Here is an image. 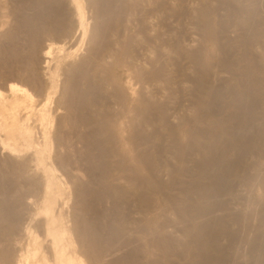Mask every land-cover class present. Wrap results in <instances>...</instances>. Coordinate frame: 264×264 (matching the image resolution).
<instances>
[{
  "label": "bare ground",
  "instance_id": "bare-ground-1",
  "mask_svg": "<svg viewBox=\"0 0 264 264\" xmlns=\"http://www.w3.org/2000/svg\"><path fill=\"white\" fill-rule=\"evenodd\" d=\"M169 1H2L5 2V6L2 7L7 8L4 18L10 17L13 23L12 27L6 28L7 30L3 32L6 38L10 39L9 45H6L9 53L7 56L9 59L6 58L8 60L5 65L7 71L2 73L4 69L0 66L2 69L0 76L7 83L4 88L0 86V184L2 185L3 182L5 185V182L8 185V187L2 186L0 191L2 195L0 199V264H88V260L95 264H149L144 260L152 252L155 253L153 250L159 252V255L156 257L154 254L151 255H154L153 261H150L151 264H225L227 259L223 244L226 242L222 244L219 238L222 234L226 235V238L233 235L228 226L232 228L234 223L227 226L226 222L232 221L230 222L227 216V218H221L227 214L219 209L220 205L218 209L224 214L221 217L216 214H214L216 218L211 217L207 220L201 217L205 214L213 215L214 209L210 214L212 208L223 201H219V195L224 193L227 195L230 190L231 196L232 190L236 187L239 191L238 186L242 184L237 185L235 182L236 187L230 186L233 185V181H236L233 178L239 175L241 169L243 170L248 164L247 162L245 166L242 165L247 153L254 152L264 157V115L257 119L259 100L264 97L261 93V83L264 81V52L261 55L257 54V58L252 57L256 49L252 50L251 54L250 49L255 47L248 46L249 42L262 41L264 50V30H261V18L259 19V16L262 17L264 13L262 16L259 15L260 12L257 15L247 7L249 4L237 7L235 5L237 0H220L237 7L232 10L234 13L231 11L234 21L238 26L247 28L245 35L248 37V41L243 42L246 48L244 58L247 62L244 67H241V63L237 66L232 62L233 59L230 61L223 54L222 56L228 61L219 62L221 66L225 65L234 73L229 83L225 80L228 84L225 90L231 92V99L227 101L222 98L225 95H223L224 87L222 90L214 85L217 76L213 78L214 80L211 78L215 70L209 63L204 62L206 59H202L208 57H202L203 44L199 45L202 48L185 51L182 47L184 44H180L184 41H181L178 46H172L177 58L174 56L168 60L164 58L166 51L161 39L163 31L160 29L169 14L168 11L172 15H180L186 9L184 3L193 0H172L171 5ZM255 1L257 0L253 2ZM198 3L197 5L194 3L196 7H193L190 12L191 20L197 23V28L203 41L207 42V46L208 42L218 45V31H222L223 26L220 24L219 27L214 26L212 19L214 7L209 4L211 1L199 5ZM87 8L92 11L90 16L87 15ZM234 27L235 25L232 28ZM223 30L225 32L228 29ZM3 34L2 37H5ZM44 36L56 38L58 43L55 41L42 46L41 40ZM176 39L178 40L177 37ZM165 40V43L168 42ZM85 41L88 44H86L88 54L84 55L85 52H83L82 56L80 48ZM136 42L140 45L135 44ZM135 45L146 48L144 50L146 60L139 56L143 50L140 54L137 52L143 62L135 60L136 52L134 51L137 50ZM223 49L220 50L223 52ZM2 50L5 51L6 48L3 47ZM216 50H218L217 47ZM182 53L193 65L191 81H189L191 82V89L189 88L191 104L189 113L182 112L178 116L177 114L180 113H177L178 109L175 110V107L181 106L178 102L185 96L180 95L183 99L178 101L180 98L178 99L177 94L183 91L176 87L178 90L175 96L178 102L175 103V96L172 93L174 80L177 78L173 80L167 68L168 64L171 65L170 63H173V66L179 64L178 57ZM1 56H4V53ZM141 56L144 57V55ZM6 59L4 57V60ZM238 60L240 62V58ZM36 63L39 66H36ZM116 68L131 70V74H127L128 79L124 80L122 76L115 74ZM217 72L219 73L218 70ZM217 72L214 74L219 75ZM153 83L159 91L158 94L161 95L154 94L150 90L149 85ZM28 86H31L35 93ZM36 88L44 94L41 104L36 103ZM172 98H174L176 104L174 110L179 119L177 124L170 121L171 115L168 111ZM211 98L220 102L217 108L211 105L209 101ZM129 101L131 105L129 110L125 111ZM111 104H115L116 107ZM260 106H263V103ZM183 107L185 108L181 106V109ZM186 107L189 108V104ZM63 110L65 113L61 114ZM128 111L133 112L132 116L127 114ZM224 112L227 113L224 115ZM221 113L223 114L220 115ZM127 115L130 116L129 119ZM172 116H175V113ZM124 117L127 120H124ZM255 121L260 122L257 129L254 128ZM201 123L204 124L203 127ZM181 128L183 130L186 128L189 135H187L189 138L187 143L179 141L178 134ZM127 130H130L128 135L125 133ZM74 131L78 135L77 142L84 145L87 169L90 174L94 172L97 175L100 186L95 189L94 187L78 189L83 206L79 204L81 207L78 206L77 209L74 207L75 211L73 210L71 214L68 206L71 184L68 185L69 182L67 183L63 174L60 176L57 173L56 163L71 165L70 161L66 160L67 157H64L65 154L63 156L60 153L64 152L63 149L65 151L73 149V143L76 141L74 142L71 136ZM122 132L127 135L122 137L123 142L120 139L123 136L120 135ZM164 140L167 141L168 147H165L168 149L165 148L164 151L163 148V153L168 152L169 155L171 152L175 159L173 164L165 161L163 165H166V168L160 166L161 162H164L162 159L164 157L160 156L162 152L160 148L164 145ZM53 144L56 151H61L60 153L55 151L54 154ZM191 151H196L198 155L195 159L192 158V163L190 157L186 155ZM259 159L260 157L257 160ZM257 164L255 181L258 180L257 183L263 188L259 184L258 186L264 190V167H262L264 161L261 163L257 161ZM59 169L62 171V168ZM142 169L146 172L143 173ZM165 174L167 179L163 177ZM240 175L239 177L242 176ZM121 179L126 182L122 183ZM230 180H233L232 185ZM252 186L249 187L253 188ZM177 187L180 191L175 192L180 194H172L174 193L172 189ZM256 191L259 189L256 188ZM87 195L91 196L92 200L85 199ZM260 196H263V192L258 197ZM204 198L208 200L211 198V202ZM109 200L110 203L111 200L113 202L115 214L113 213L114 217L111 220L105 221L107 215L109 216L106 214L109 209L106 210L104 206V208L96 209V203L98 201L100 205H104ZM235 200L238 199L234 198ZM228 201H223L224 206L230 203L231 199ZM124 202L135 206L133 210L136 211V215L135 212H129L133 215L132 219L129 218L131 215L127 217V213L125 214V210L121 208ZM231 203L237 206L233 201ZM221 205L224 207L223 204ZM232 206L231 209H233ZM227 207H224V211ZM170 210V213L175 215L174 218L166 215ZM91 214L94 219L90 218ZM100 219H104V222ZM151 219L154 225H151ZM238 222L240 225L241 221L238 220ZM177 225L181 227V237H176L175 233L170 232ZM105 227L106 232L108 231L107 236L102 233ZM221 237L222 240L223 235ZM240 240L242 243L243 237ZM226 241H228V244H225L227 247L232 239L229 237ZM116 245L130 248L119 258L106 259L105 253ZM236 246L233 247L234 251ZM235 261L237 259L233 262ZM255 264H264V257Z\"/></svg>",
  "mask_w": 264,
  "mask_h": 264
},
{
  "label": "rangeland",
  "instance_id": "rangeland-1",
  "mask_svg": "<svg viewBox=\"0 0 264 264\" xmlns=\"http://www.w3.org/2000/svg\"><path fill=\"white\" fill-rule=\"evenodd\" d=\"M2 1H5V0H2ZM1 0H0V9H1V11H0V32L3 34V32L4 31H6L7 29H8V27H12V20H10L11 18L9 17H7V18H4V17H6L5 16V11H7V8H5V7H2L3 5L5 6V2H2ZM167 2L169 1V0H166ZM170 1H172V0H170ZM169 1V4L171 3ZM193 1H195V0H193ZM191 2V1H189V2H186V3H184V6H185V8L186 9H184L183 10V12L180 14V15H172V14H170L171 12H169L168 11V15H167V17L165 18V20H164V24L162 25V27H161V31H163V33H162V36H161V39L163 40L162 42H163V48H164V50L166 51V53L164 54V58L166 59V60H168V59H172V57L174 56V58H177L176 56H177V54L175 55V53L173 52V48H172V46L174 45H176V46H178V44L182 41H184L183 43H180V44H184V46L182 45V47H183V49L186 51H192L193 49L195 50V48L197 49V48H199V47H201L202 48V46H199V45H202L203 44V48H202V53H203V55H202V57H206V56H208V57H206V58H202L203 60L204 59H208L207 61L206 60H204V62L205 63H209L210 64V66L211 67H213V69L215 70H213L214 72H217V70L219 71V73L217 72V74H219V75H215L214 74V72L211 74V78L213 79L215 76H217V79H216V81H214V85L216 86V87H218V88H221L222 90H223V87H224V93H223V95L224 96H222V98H224V100L226 99L227 101L228 100H230L231 99V92L229 91V90H225V87L228 85L227 83H229L230 82V80L232 79L231 77H233L234 76V73L233 72H231V70H230V72H229V70L225 67V65L223 66V64H222V66H221V64L220 63H222V60H224V61H228V60H232V62H234V63H236V65L237 66H240V63L242 64V66L241 67H244L246 64H247V62H246V60H245V56L244 55H246V48H245V44H243V42L244 41H248V37H246L247 35H245L246 34V32H247V28L246 27H240V25L238 26V24H236V22L234 21L235 19H234V15H232V12L234 13V11H232L233 9H235V8H237L239 5H246L247 6V4H249L247 7H249L250 9H252L253 11H254V13L256 12V14L258 15V13L260 12V14L259 15H263V13H264V11L262 10V9H264V0H257V1H255V2H253L252 0H237V3H236V1H235V5L237 6V7H235V5H228L227 3L225 4L224 3V1H220V0H206V1H204V0H196L197 2H199L198 3V5L199 4H201V3H209V1H211V3H209V4H211V5H213L212 7H214L213 8V16H212V19H213V22H214V26H216V27H219L220 25L221 26H223V28H222V31L220 30V31H218V45L217 44H210V42H208L209 44H208V46H207V42H204L203 41V39H202V36H201V34H200V32H199V30H198V28H197V23H194L193 22V20H191L192 18H191V13L190 12H192V8L193 7H196L195 5H197V2L195 1V2ZM214 1V2H213ZM218 1V2H217ZM250 2V3H248V2ZM244 2H246V3H244ZM258 2V3H257ZM194 3H195V5H194ZM213 3V4H212ZM216 3V4H215ZM221 3V4H220ZM168 4V5H169ZM186 4V5H185ZM187 4H188V7H190V8H188L187 7ZM215 4V5H214ZM238 4V5H237ZM252 4V5H251ZM263 4V5H262ZM171 5V4H170ZM190 5V6H189ZM216 6V7H215ZM232 7V9H231V7ZM253 8H252V7ZM255 6V7H254ZM235 7V8H234ZM258 7V8H257ZM4 8V9H3ZM257 8V9H256ZM3 9V10H2ZM6 9V10H5ZM226 9V10H225ZM255 9V10H254ZM189 10V11H188ZM219 10V11H218ZM258 10V11H257ZM260 10V11H259ZM261 10H262V12H261ZM3 11V12H2ZM89 11V12H88ZM185 11V12H184ZM226 11V12H225ZM232 11V12H231ZM189 12V13H188ZM218 14H217V13ZM222 12H224V13H222ZM229 12V13H228ZM188 13V14H187ZM220 13V14H219ZM262 13V14H261ZM92 14V11L89 9V8H87V15L88 16H90ZM182 15V16H181ZM186 15V16H185ZM217 15H219L218 17H217ZM223 15H225V16H223ZM220 16H222V17H220ZM233 18H232V17ZM236 17V16H235ZM221 18V19H220ZM261 18V20H260V27H261V30L263 31L264 30V27H263V23H264V15L262 16V17H260L259 16V19ZM263 18V19H262ZM168 19V20H167ZM220 19V20H219ZM4 20V21H3ZM7 20V21H6ZM92 20V19H91ZM99 20V19H98ZM157 20V19H156ZM219 20V21H218ZM11 21V22H10ZM158 21V20H157ZM188 21V22H187ZM190 21V22H189ZM221 21V22H220ZM234 21V22H233ZM5 22H7L6 24H5ZM224 22V23H223ZM4 23V24H3ZM167 23V24H166ZM218 24V25H217ZM220 24V25H219ZM228 24V25H227ZM235 25V27L234 28H232L233 27V25ZM225 25V26H224ZM227 25V26H226ZM232 25V26H231ZM196 26V27H195ZM231 26V27H230ZM7 28V29H6ZM163 29V30H162ZM223 29H228V30H225V32H224V30ZM237 29V30H236ZM242 29V30H241ZM2 30V31H1ZM168 31V32H167ZM233 31V32H232ZM238 31V32H237ZM241 31V32H240ZM187 32V33H186ZM227 32H228V34H227ZM235 32V33H234ZM0 33V45H1V49H0V66H1V68L2 69H4L3 71H2V69H0V72L2 71V73L4 72V71H7V67L5 66L6 65V62H7V60L9 59L7 56H8V50H7V46L6 45H9L8 43L10 42V39H9V37L8 38H6V36L3 34V36H5V37H2V34ZM222 33V34H221ZM263 33H264V31H263ZM242 34V35H241ZM244 34V35H243ZM169 35V36H168ZM170 35H171V37H170ZM174 35V36H173ZM177 35V36H176ZM223 35V36H222ZM227 35V36H226ZM234 35V36H233ZM178 38V40L176 39V37ZM229 36H230V38H229ZM244 36V37H243ZM166 37V38H165ZM175 37V38H174ZM191 37V38H190ZM224 37H225V39H224ZM264 37V36H263ZM167 39V40H165V39ZM180 38V39H179ZM184 38V39H183ZM221 38V39H220ZM245 38H246V40H245ZM53 39H55L54 41H53ZM52 39V37H49V36H44L43 38H42V40H41V42H42V46H44V45H47L48 43H50V42H57L58 43V39H56V38H53ZM192 39V40H191ZM164 40L165 41H168V42H164ZM171 40V41H170ZM220 40H222V42L220 41ZM226 40V41H225ZM231 40V41H230ZM238 40H240V41H238ZM202 41V42H201ZM178 42V43H177ZM189 42V43H188ZM221 42V43H220ZM223 42H225V43H223ZM232 42V43H231ZM241 42H242V44H241ZM245 42V43H246ZM259 41H257L256 40V42L255 41H253V42H249L248 43V46L250 47H255V48H253V49H250L251 50V54H252V50H254V49H256L255 51H253V54L251 55L252 57H258V55H261V53H263L264 52V50H263V44H262V41H260L259 43H258ZM4 43H6V44H4ZM172 43V44H171ZM175 43H177V44H175ZM191 43V45H189ZM201 43V44H200ZM220 43V44H219ZM227 43V44H226ZM234 43V44H233ZM238 43H240V44H238ZM261 43V44H260ZM44 44V45H43ZM70 43H68V45H69ZM87 44V42L85 41V44H83V46H81V48H80V54L82 55V54H84L83 52H85V54L84 55H86V54H88V44ZM135 44H139L138 42H136ZM164 44H166L165 46H164ZM252 44V45H251ZM257 44V45H259V47L257 46H255V45ZM85 45V46H84ZM140 45V44H139ZM139 45H135V46H137L135 49H137V50H135L134 52H136V53H134V56H135V60H137L138 62H143L142 61V59L141 58H144V60H146L145 59V55H146V51H144L146 48H144L145 46H139ZM168 45H169V47H168ZM198 45V46H197ZM212 45H214V46H216L217 47V49L221 52H219L218 50H216V47H214V46H212ZM222 45V46H221ZM227 45V46H226ZM229 45V46H228ZM234 45H236V46H234ZM240 45V46H239ZM242 45H244V47L242 46ZM6 46V47H5ZM87 46V47H86ZM134 46V47H135ZM173 46V47H174ZM180 46V45H179ZM195 46V47H194ZM214 47V48H212V47ZM3 47H4V49L6 48V53H5V51L4 50H2L3 49ZM167 47V48H166ZM194 47V48H193ZM221 47V48H220ZM231 47V48H230ZM242 47H243V49H242ZM144 48V49H143ZM206 48V49H205ZM210 48V49H209ZM212 48V49H211ZM224 48V49H223ZM258 48H260V50L258 49ZM87 49V50H86ZM215 49V50H214ZM220 49H223V52L220 50ZM229 49H231V50H229ZM239 49V50H238ZM241 49V50H240ZM143 50V51H142ZM210 50H214V51H210ZM224 50H226V51H224ZM243 50V51H242ZM141 51H142V53H141ZM217 51V52H216ZM242 51V52H241ZM259 51H260V54H259ZM140 54L139 56L141 57H139L137 54L138 53ZM213 52V53H212ZM228 52V53H227ZM3 53H4V56H1V55H3ZM145 53V54H144ZM168 53H169V55H168ZM172 53V54H171ZM209 55H208V54ZM215 53H217V55H215ZM207 54V55H206ZM219 54H220V56H219ZM222 54L224 55V56H226V58L228 59H226L224 56H222ZM242 56H241V55ZM258 54V55H257ZM80 55V56H81ZM141 55H144V57L143 56H141ZM184 54L182 53L181 55H179V57H178V62H179V64L177 65V64H174V66H173V63H170L171 65H169L168 64V68H167V71H169V73L170 74H172V76H173V80L175 79V78H177V79H175L174 81V87H173V96H175V94H177V90L179 89L180 91H183V92H179V94H177V95H179V96H177L178 97V99L180 98V95L181 96H185L184 97V99H183V97H181L185 102H182L183 100H181V98L178 100V101H180V102H178L176 99H177V97L175 96V99L174 98H172V100H171V102L169 103V107H168V111L170 112L169 114L171 115L170 116V121L171 122H173L174 124H177L178 122H179V119H178V116L179 115H181L182 114V112L183 113H189L190 112V104H191V99L189 98L190 96V89H191V82H189V81H191L190 79H191V76H192V69H193V65H192V63H191V61H189L190 59L188 58H185V57H187V56H183ZM211 55V56H210ZM263 55H264V53H263ZM83 56V55H82ZM138 56V57H137ZM171 56V57H170ZM241 56V57H240ZM4 57H5V59L6 58H8V59H6V60H4ZM222 57V58H221ZM224 57V58H223ZM236 57H237V59H239L240 58V62H239V60L237 61V59H236ZM2 58V59H1ZM139 59H140V61H139ZM226 59V60H225ZM185 60V61H184ZM215 60V61H214ZM137 61H134V62H137ZM183 63H182V62ZM217 61V62H216ZM242 61H243V63H245V64H243L242 63ZM2 62H4V63H2ZM137 62V63H138ZM145 62V61H144ZM169 62H171V61H169ZM213 62V63H212ZM220 62V63H219ZM185 63V64H184ZM218 63V64H217ZM239 63V64H238ZM188 64V65H187ZM208 64V65H209ZM213 64V65H212ZM3 65V66H2ZM175 65L177 66V67H175ZM183 65V66H182ZM217 65V66H216ZM36 66H39V64L38 63H36ZM182 66V67H181ZM187 66H189V67H187ZM170 67V68H169ZM172 67V68H171ZM174 67V68H173ZM217 67V68H216ZM37 69L39 68V67H36ZM184 69V70H186V72L184 73L183 72V70L182 69ZM224 68V69H223ZM6 69V70H5ZM180 69V70H179ZM189 69V70H188ZM220 69V70H219ZM115 71V74H117V75H119V76H122V78L125 80L126 78L128 79V75H130L131 74V70H125V69H120V68H116V69H114ZM124 70V71H123ZM176 70V71H175ZM177 70H179V71H177ZM117 71V72H116ZM171 71V72H170ZM179 72H181V73H179ZM182 72L184 73V74H182ZM221 72H222V75H221ZM128 74V75H127ZM133 74V73H132ZM174 74V75H173ZM180 74V75H179ZM189 74H190V77H189ZM230 74V75H229ZM124 75V76H123ZM184 75V76H183ZM176 76V77H175ZM228 76V77H227ZM230 76V77H229ZM132 77V76H131ZM221 78V79H220ZM227 78L229 79V80H227ZM3 78H1V76H0V86L2 87V88H4V87H6V80L4 79V81L2 80ZM126 79V80H127ZM223 79V80H222ZM179 80H180V82H179ZM185 80V81H184ZM214 80V79H213ZM218 80H219V82H218ZM225 80H226V82L227 83H225ZM19 82V81H18ZM177 82V83H176ZM182 82V83H181ZM187 84H186V83ZM190 83V86H189V83ZM20 83H22L21 81H20ZM222 83V84H221ZM223 83H224V86H222L223 85ZM25 84V83H24ZM179 84V85H178ZM180 84H183V85H180ZM220 84V85H219ZM29 85V84H28ZM152 85H153V88H152ZM151 86V87H150ZM183 86V87H182ZM187 86H189V87H187ZM261 86H262V90H261V93H262V96H264V81L261 83ZM30 89H31V91L32 92H34L35 93V91L34 90H32V88H31V86H28ZM178 89H177V88ZM149 88H150V90L154 93V94H157V95H161L160 93L158 94V92L159 91H157V88H156V86H155V84L153 83V84H150L149 85ZM183 88V89H182ZM187 90H186V89ZM190 88V89H189ZM37 90H38V88H36ZM153 89V90H152ZM36 90V103L37 104H41L40 102H42L43 100H42V98H44V94H43V92L41 91V90H38L37 91ZM185 90V91H184ZM40 91L42 92V93H40ZM155 91H157V92H155ZM181 93V94H180ZM188 93V94H187ZM261 93H260V97H261ZM41 94H43V96L41 95ZM182 94H184V95H182ZM176 100V102L174 101V100ZM185 99H187V100H185ZM190 99V100H189ZM212 99V98H211ZM211 99H209V101H210V103H211V105L213 106V107H215V108H217L218 107V105H219V101L217 100V99H215V98H213L212 100ZM262 100H259V107L260 108H262V110L260 109V108H258V112H257V119H259V118H261L262 117V115H264V97H262L261 98ZM216 100H217V102H216ZM177 103L178 102V104L179 105H181V106H185V108L183 109H181V106H179L178 107V105H176L175 103ZM184 103H186L185 105H183ZM262 103H263V106H260V105H262ZM128 105L125 107V111L126 110H129V107H130V101L127 103ZM187 104H189V108L188 107H186L187 106ZM115 106V104H111V106ZM175 105H176V107H175ZM54 106V104H53V102H52V107ZM51 107V108H52ZM116 107V106H115ZM174 107H175V110H177V113H180V114H177L176 113V111L174 110ZM178 107V108H177ZM186 109H189V110H186ZM218 110V109H217ZM175 111V112H174ZM188 111V112H187ZM261 112V114H260V112ZM263 111V112H262ZM62 113L61 114H64L65 113V110H63V111H61ZM130 112V113H129ZM127 113V112H126ZM131 113H133L132 111H128V113L127 114H130V116H132V114ZM172 113V114H171ZM175 113V116H176V114L178 115V116H172L173 114ZM227 112H224V115L226 114ZM223 113H221L220 115H222ZM223 115V116H224ZM128 116V119H129V115H127ZM126 116V117H127ZM175 117V118H174ZM177 118V119H176ZM173 119H175V121L173 120ZM124 120H127V118L125 119V117H124ZM133 120V119H132ZM173 120V121H172ZM126 122V121H125ZM256 122V123H255ZM254 122V128L255 129H257L258 128V126H260V122L258 123V121H255ZM258 123V124H257ZM253 125V124H252ZM258 125V126H257ZM204 126V124L203 123H201V127H203ZM36 129H37V124H36ZM129 129V128H128ZM85 130V129H84ZM152 130H153V128H152ZM151 130V131H152ZM130 131V130H129ZM129 131L127 130V132H125L127 135L129 134ZM185 132V134H184V132ZM183 132V133H182ZM124 132H122V133H120V135H123V136H121L120 137V139H121V142H123V140H122V137L124 138L125 136H127V135H124L125 134ZM71 134V133H70ZM73 134V135H72ZM71 135V137H73V140H74V142L75 143H73L74 144V146H73V149H71V151H68V150H64L63 149V151L65 152H61V151H59V150H57V151H59V153L60 154H62L63 156H64V154H65V156L64 157H67L66 158V160L69 162V164H71V165H62V164H60V163H56V167H57V173L61 176L62 174V176H64L65 178V180L67 181V183H68V185L69 184H71V186L69 185V190H70V197H69V199H68V206H69V208H68V206H67V210L69 209V211L71 210V212H69V213H71V214H73V212L75 211V208L77 209V208H79V207H81L80 205L82 204V206H83V200H81V196H79V192H78V189H81L82 190V188L83 187H87V188H92L93 189V187H94V189L95 188H98L99 186H100V182H99V179L97 178V175H95V173L94 172H92L91 174L89 173L90 171H88V169H87V162L85 161L86 159H85V148H84V145L82 144V143H80V142H77L78 140V135H77V132L76 131H74V133H72ZM188 133L186 132V128H184V130H183V128H181L180 129V133L178 134V136L181 138H179V141L181 142V140L183 141L182 143H187V141L189 140V138H188ZM164 137H165V135H163ZM153 139V138H152ZM184 139V140H183ZM155 140V139H154ZM186 141V142H185ZM164 142L166 143V145H165V143H164V145L160 148V149H162L161 151V154H160V156H161V158L162 157H164V158H162L163 160H164V162H161L162 163V165L160 164V166H164V168H166V165H163V164H165V161L167 162V163H171V164H173V163H175V159L172 157V153L169 151V150H167L168 148V145H167V141L166 140H164ZM77 143V144H76ZM79 143V144H78ZM78 145H79V147H78ZM53 146H54V144H53ZM76 146V147H75ZM128 146V145H127ZM165 146H167V147H165ZM55 147V146H54ZM75 148V149H74ZM84 148V149H83ZM125 149H126V147H124ZM127 148H129V147H127ZM131 148V147H130ZM129 148V149H130ZM133 148H134V146H133ZM163 148H164V151H165V148H167L166 149V151H169L170 153H169V155L167 154V153H163ZM52 151H54V154H55V151H56V147L54 148V150H53V148H52ZM56 151V152H57ZM80 151V152H79ZM192 152V153H191ZM191 152H187L186 153V155H187V157H190V159H191V163H192V158L193 159H195V157H198V155H197V153H196V151H191ZM82 153V154H81ZM189 153V154H188ZM68 154H70V155H67ZM84 154V155H83ZM253 156H252V155ZM166 156V157H165ZM246 156V157H245ZM244 156V162H246V163H244V162H242V165H246L247 164V162H248V164L245 166V168L243 169L244 170V172L246 171V170H248L247 172H243V170L241 169V173L243 172V174H244V176H243V174H241L240 173V171H239V173L242 175H240L241 177H239V175H237V176H235L236 177V179H235V177L233 178L234 180H236V181H231V183H230V185H232V183H233V185L232 186H230V187H232V188H234V187H236L238 184L240 185V184H242V185H240V186H242V187H240V186H238V189H239V191L238 190H236V188L235 189H233L232 190V188H230L231 190H232V195L234 194V196H230L229 194H231V191L229 190L228 191V193H227V195H226V193H224V194H222L223 195V198H222V195L220 196L219 195V197L220 198H218L219 199V201H221V200H223V201H227V202H229L228 201V199L230 200L231 199V201H230V203L233 201V203L234 204H237V206L236 205H233L232 203L230 204V203H227L226 205L228 206H224V204H225V202H223V201H221L222 203L221 204H223V206L226 208L227 207V209H226V211H224V207H221L222 205L219 203L217 206H214V207H216V208H212V210L210 211V214H211V212L213 211V209H214V212H213V215L214 214H216V215H218L219 217H221V215H224V214H227V215H225V216H222L221 218H224V217H228V220L231 222V223H228V221H227V217L225 218V220L227 221L226 222V224H227V226L230 224V225H232L233 223H234V225H232V226H234V227H236V226H238V227H236L235 229H233L234 227H232L231 228V226H228V228L229 229H231L230 231L233 233V235L231 234L229 237L232 239V243L230 242V244L229 245H227V247H226V245L225 244H228L227 242L228 241H226V240H228L229 239V237L227 236V238H226V235H224V234H222L223 235V241L221 240V236H220V238H219V241H221L222 242V244L223 243H225V244H223L224 246H225V254H226V262H225V264H250V263H252V264H255L258 260H260L261 258H263L264 257V190H262V189H260L262 186L259 184V183H257L258 182V180H256L255 181V177L257 176V171L255 170V166H257L258 164H257V161H258V163H261V162H263L264 160H263V158L260 156V155H258V153H254V152H249V153H247V155H245ZM81 157H84L83 159L81 158ZM251 157V158H250ZM260 157V159L261 160H263V161H261L260 159V161L259 160H257L258 158ZM246 158V159H245ZM252 158H254V159H252ZM243 159V158H242ZM84 160V161H83ZM174 160V161H173ZM251 160H253V161H251ZM76 161V162H75ZM169 161V162H168ZM240 162V163H241ZM65 163V162H64ZM86 165H85V164ZM254 163V165H252ZM60 164V165H59ZM256 164V165H255ZM75 165V166H74ZM85 165V166H84ZM263 165V164H262ZM261 165V166H262ZM71 166H73V167H71ZM247 166H250V167H247ZM252 166H253V168H252ZM68 167V168H67ZM76 167V168H75ZM83 167V168H82ZM243 167V166H242ZM262 167H264V165L262 166ZM59 168H62V171H61V169H59ZM80 168V169H79ZM163 168V167H162ZM246 168H248V169H246ZM59 169V170H58ZM250 169V170H249ZM252 169V170H251ZM255 171H254V170ZM59 171H61V172H59ZM66 171V172H65ZM70 171V172H69ZM142 171H143V169H142ZM253 173H252V172ZM68 172V173H67ZM144 172H146V170L144 169V171H143V173ZM254 172H256V174L254 175ZM74 173V174H73ZM93 173H94V175H93ZM249 173V174H248ZM253 174V175H251V174ZM71 174H73V175H71ZM76 174V175H75ZM89 175V176H88ZM93 175V176H92ZM251 175V179H252V181H254V183L252 182V181H249V180H251L250 179V176ZM69 176H71V177H69ZM76 176V177H75ZM91 176H92V179H90L91 178ZM81 177V178H80ZM165 179H167V177H166V174L163 176ZM245 177H246V179H245ZM63 178V177H62ZM67 178V179H66ZM74 178V179H73ZM237 178H239V180L237 181ZM249 178V179H248ZM254 178V179H253ZM79 179V180H78ZM74 180H75V182H74ZM123 181H124V183L126 182L124 179H121V182L123 183ZM89 182H90V184H89ZM97 184H96V183ZM99 182V183H98ZM235 182H236V184L237 185H235ZM245 182V183H244ZM78 183V184H77ZM82 183H84L83 184V186H82ZM93 183V184H92ZM250 185H249V184ZM252 183V184H251ZM255 183H257V184H255ZM4 184L6 185L7 183H5L4 182ZM66 184V183H65ZM96 184V185H95ZM246 185V187L249 185L250 187L252 186V185H254V186H252L253 188H254V190H253V188H250L249 186V188L247 189L246 187H244L245 185ZM248 184V185H247ZM258 184L261 186H258ZM5 185H3V182H2V185L0 184V191H1V187L2 186H5ZM7 187H8V185H6ZM78 186V187H77ZM6 187V188H7ZM259 187V188H258ZM5 188V187H4ZM71 188V189H70ZM256 188H257V190L259 189V191H256L255 192V190H256ZM263 188V187H262ZM180 188L179 187H177V188H173L172 189V191L174 192V193H172V191H170L172 194H175V195H177V194H180V192L179 193H176V192H178V191H180L179 190ZM236 190V193H234V191ZM245 190V191H244ZM176 191V192H175ZM241 191V192H240ZM262 192H263V196H260V197H262L263 198V200H262V198H260V197H258L259 196V194L260 195H262ZM73 193V194H72ZM240 193V194H239ZM257 193V194H256ZM236 194H237V196H236ZM241 194H243V195H241ZM244 194H245V196H244ZM255 194V195H254ZM75 195H76V197H75ZM239 196V197H238ZM251 196H253V198H250ZM255 196V197H254ZM91 197V196H90ZM88 195H87V197L85 198V199H89V201L90 200H92L91 198H90ZM233 197V198H232ZM244 197V198H243ZM257 197H258V199H257ZM2 198V195L0 194V199ZM234 198H236V199H238V200H235L234 201ZM260 198V199H259ZM205 199V198H204ZM227 199V200H226ZM233 199V200H232ZM255 199V200H254ZM259 200L258 202H257V200ZM205 200H207L208 202H211L210 200H211V198H209V200L208 199H205ZM77 201H79V202H77ZM86 201V200H85ZM88 201V200H87ZM86 201V202H87ZM239 201V202H238ZM237 202V203H236ZM243 202V203H242ZM261 202V203H260ZM72 203V204H71ZM78 203V204H77ZM122 203V202H121ZM125 204H122L121 205V208L122 209H124L125 211H124V213L126 214L127 213V217H129V214L131 215V217H129L130 219H132L133 218V215L131 214V213H129V212H132V213H134L135 212V215H136V211H134L133 209H134V205H132V204H128L127 202H124ZM246 203V205H244ZM70 204V205H69ZM80 204V205H79ZM98 204H99V206H98ZM128 204V205H127ZM239 204H241V205H239ZM248 204V205H247ZM258 204V205H257ZM96 209H99V207H101V208H107L106 210H108L107 211V213L106 214H109V216L107 215V217L105 218L106 220L105 221H108V220H111V218H113L114 216V214H115V211H113L114 210V208H113V202H112V200H111V203H110V200L109 201H107L106 202V204L104 203V205L103 204H101L100 205V203H98V201H97V203H96ZM220 205V206H219ZM233 205V206H232ZM252 205V206H251ZM79 206V207H78ZM104 206V207H103ZM122 206H124V207H122ZM132 207V210H131V207ZM220 208H219V207ZM230 206V207H229ZM231 206H232V208L233 209H231ZM236 206V207H235ZM242 206V207H241ZM248 206V207H247ZM75 207V208H74ZM127 207V208H126ZM128 207H129V209H128ZM245 209H244V208ZM72 208V209H71ZM111 208V209H110ZM113 208V209H112ZM221 210V211H223V213L222 212H220L219 211V209ZM221 208H223V210L221 209ZM228 208L231 210H228ZM238 208V209H237ZM243 208V209H242ZM246 208H248V210L246 209ZM216 209H218V210H216ZM239 209H241V210H239ZM260 209V210H259ZM74 210V211H73ZM111 210V211H110ZM136 210V209H135ZM235 210V211H234ZM110 211V212H109ZM126 211H128V212H126ZM218 211V212H217ZM239 211V212H238ZM244 211H246V212H244ZM171 212V210L170 211H168V213H166V215H168V217L169 218H174L175 217V215L174 214H172V213H170ZM215 212H217V213H215ZM244 213L245 215H242V214H240V215H242L241 217H240V215H239V213ZM114 213V214H113ZM229 213H230V216H229ZM237 213V215H235ZM171 214V215H170ZM209 214V213H208ZM233 216H232V215ZM93 214H91V216H92ZM172 215H174L173 217H172ZM211 216V215H207V214H205V215H203L202 217H201V219L203 218V220H207L208 218L210 219L211 217L212 218H216L217 216L216 215H214V216ZM90 216V215H89ZM138 216V215H137ZM207 216V217H206ZM232 216V217H231ZM94 216H92V217H90L91 219H94L93 218ZM134 217H136V216H134ZM236 218V220H235V218ZM231 218V219H230ZM259 219V220H258ZM262 219V220H261ZM104 220V219H103ZM103 220H101L100 219V221H102V222H104ZM238 220L239 221H241V223H240V225H239V222H238ZM237 221V222H236ZM243 221L246 223V226H245V223H243ZM251 221V222H250ZM260 221L262 222V223H260ZM101 222V223H102ZM253 222H254V224H253ZM100 223V224H101ZM150 223H151V225H154V224H152V219L150 220ZM235 223H237V224H235ZM243 223V224H242ZM252 224L251 226H249V224ZM258 223V224H257ZM104 224V223H103ZM260 224V225H259ZM102 225V224H101ZM105 225V224H104ZM103 226V225H102ZM241 226V227H240ZM243 226V227H242ZM248 226H249V228H248ZM256 226V227H255ZM252 227H254V228H252ZM257 227H259V228H257ZM256 228V229H255ZM233 229V230H232ZM241 229V230H240ZM106 227H105V229H103L102 230V233H103V235L104 236H107L108 234V231L106 232ZM174 230H176V231H174ZM181 230V227H179L178 225L176 226V227H173V230H170V232L172 231V234L173 233H175L174 235L177 237H181L182 236V230ZM238 230V231H237ZM250 230V231H249ZM255 230V231H254ZM180 233H179V232ZM237 231V232H236ZM178 232V233H177ZM241 232V233H240ZM235 233V234H234ZM241 235H240V234ZM239 234V235H238ZM243 235V236H242ZM225 236V237H224ZM236 236V237H235ZM243 237V240H242V243H240V238H242ZM254 238V239H253ZM226 239V240H225ZM233 239H235V241L233 240ZM257 239V240H256ZM259 239H260V241H259ZM240 240V241H239ZM257 241V242H256ZM220 242V243H221ZM238 242V243H237ZM236 243H237V246H236ZM240 243V244H239ZM255 243H257L256 245H255ZM234 244H235V246H236V251H234V249H233V247H235L234 246ZM230 246V247H229ZM255 246V247H254ZM123 247V248H122ZM124 245H116L115 246V248H114V246L113 247H111L106 253H105V258L107 259H109V260H112V259H115V258H119V257H121V256H123V254H125L128 250H129V248H128V246L127 247H125ZM237 247H238V249H240L239 251H238V249H237ZM259 247V248H258ZM118 248V249H117ZM128 248V249H127ZM227 248H229V249H227ZM258 248V249H257ZM227 249V250H226ZM232 250V252H234V253H232L231 252V250ZM116 250V251H115ZM119 250V251H118ZM179 250V249H178ZM230 250V251H229ZM123 251V252H122ZM153 251H155V253L154 252H152V254H154L155 255V257L157 256V255H159L158 253L159 252H156V250H153ZM235 256V258L237 259V261H235V262H233L234 260H236L235 258H234V256L231 254V253ZM231 255H230V254ZM239 253V254H238ZM152 254H149L148 255V257L147 258H145V262H149V264H151V260L153 261V259H154V255L153 256H151ZM243 254V255H242ZM114 255V256H113ZM227 255H229V256H227ZM116 256V257H115ZM152 257V258H151ZM232 258H233V261H232ZM229 261V262H228ZM231 261V262H230ZM252 261V262H251ZM228 262V263H227ZM237 262V263H236ZM241 262V263H240ZM88 264H95V263H93V261H91V262H89V260H88ZM152 264H155V263H152Z\"/></svg>",
  "mask_w": 264,
  "mask_h": 264
}]
</instances>
